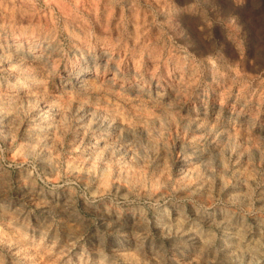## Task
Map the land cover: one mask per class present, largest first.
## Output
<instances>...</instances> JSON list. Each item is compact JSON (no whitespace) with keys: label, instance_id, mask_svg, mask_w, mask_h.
<instances>
[{"label":"rangeland","instance_id":"1","mask_svg":"<svg viewBox=\"0 0 264 264\" xmlns=\"http://www.w3.org/2000/svg\"><path fill=\"white\" fill-rule=\"evenodd\" d=\"M257 28L229 0H0V264H264Z\"/></svg>","mask_w":264,"mask_h":264},{"label":"clouds","instance_id":"2","mask_svg":"<svg viewBox=\"0 0 264 264\" xmlns=\"http://www.w3.org/2000/svg\"><path fill=\"white\" fill-rule=\"evenodd\" d=\"M180 3L184 4L185 0H180ZM229 7L235 12L247 10L254 16H257L264 12V0H239V2L238 0H229ZM196 31L200 40V51L198 54L201 57L207 58L212 55H224L228 58H234L233 53L238 55L234 48L230 52L227 46L221 45L216 37H213L210 41H206V38L199 36V29H196ZM256 38L261 47H253L251 42L249 43L251 49L250 61H256V66L259 67L261 64H264V28L256 29ZM227 43L230 42L226 41ZM213 45H216V47L214 48Z\"/></svg>","mask_w":264,"mask_h":264},{"label":"bare ground","instance_id":"3","mask_svg":"<svg viewBox=\"0 0 264 264\" xmlns=\"http://www.w3.org/2000/svg\"><path fill=\"white\" fill-rule=\"evenodd\" d=\"M14 55H15L16 59H20V58H21V54H20L18 51H16ZM34 57L37 58V57H41V56H37V55H35ZM45 70H46V69H45ZM86 81H87L86 78L83 77L82 80H81V83L86 82Z\"/></svg>","mask_w":264,"mask_h":264}]
</instances>
